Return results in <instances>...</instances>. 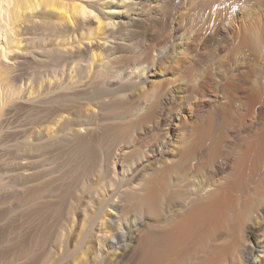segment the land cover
<instances>
[{"label": "rangeland", "instance_id": "1", "mask_svg": "<svg viewBox=\"0 0 264 264\" xmlns=\"http://www.w3.org/2000/svg\"><path fill=\"white\" fill-rule=\"evenodd\" d=\"M54 1L69 9L83 4L82 30L70 29L74 24L69 22L63 23L71 26L67 31L35 19L24 33L14 20L15 0H3L0 86L6 84L12 94L0 103V264H135L111 243L172 222L178 208L198 201L188 177L223 181L241 145L259 131L264 104L259 102L251 114L245 102L264 83V44L246 53L224 38L202 49L199 58L190 55L179 63L174 59L186 42L182 36L199 31L203 9L187 16L176 7L167 25L151 26L154 0H128L134 4L120 8L127 22L105 42L98 19H104L101 12H109L108 2L114 0ZM237 12L254 22L264 14V0H247ZM136 17L146 24L134 23ZM60 40L70 42L63 47ZM4 41L11 42L9 47ZM72 44L79 50L68 47ZM223 103L229 105L225 115L230 122L217 158L206 160V153L178 157L193 137L194 124L216 118L215 106ZM238 118L246 123L238 124ZM165 159L174 165L157 210L136 218L139 189ZM261 191L252 193L241 229L246 244L255 246L254 254L242 255L239 245L222 264H264ZM119 200L125 209L112 219ZM102 221L104 233L99 231ZM102 246L105 252L98 253ZM195 257L178 264H198Z\"/></svg>", "mask_w": 264, "mask_h": 264}, {"label": "bare ground", "instance_id": "2", "mask_svg": "<svg viewBox=\"0 0 264 264\" xmlns=\"http://www.w3.org/2000/svg\"><path fill=\"white\" fill-rule=\"evenodd\" d=\"M154 2V6H157V8H152V10L148 13L150 19L148 20L151 22V26L152 24L161 27L167 25L171 16L170 10L176 7L185 9V14L187 16H191L194 10L201 12L202 9L204 10L202 14H200L201 25L199 31L192 35L190 33L182 36L186 42L180 46L181 50L179 49L180 51H178V54L175 53V62H188V60L191 59L189 57L190 55H192V57L199 58V56L202 55V49L208 48L209 46H215V44L224 38H227L231 42L234 49L239 48L246 53L258 52L260 47L264 44V14H259L254 22L247 23L243 19L242 15L237 12L239 9H242V6L246 4L247 0H154ZM104 4L107 5L106 3ZM128 4L130 5L134 3H128V0L109 1V12L107 13L101 12V8H98L99 6H95L98 9V12L103 14L104 19L102 18L103 20L101 21L99 18L98 25L105 28V34H102L101 36V38H104L105 42H107L108 39H110V37L127 22V16L121 13L120 8L122 5ZM69 5L70 4L67 6ZM84 9L86 8H84L81 3L72 4L69 9L66 8L64 2L62 4L58 3L56 6V2L54 0H15V8L13 12L14 20H18V24L25 33L29 30L28 28H30V25L35 21V19L41 23L42 21L50 20L54 23V25L59 27H57L58 29H65L66 26H64L63 23L69 22L73 23L74 26H70L71 28L67 26L68 29L77 30L81 28L82 30V27H84V24L86 23L84 22L83 17L79 18L78 16L84 15ZM3 10H5L3 0H0V33L2 34L4 32L2 27L5 26L6 23L3 20ZM55 11L58 12V15ZM138 18L140 19V17ZM139 19L136 17V19L131 20H133L134 23H138L142 21H139ZM134 23L131 24L134 25ZM129 25L130 24L127 26ZM67 28L66 30L69 31ZM82 37L84 36H81V38ZM67 41L60 44L63 47H67L66 44L70 42ZM3 43L6 47H9V43L11 44V42L7 44L5 41ZM70 46L68 47L71 49L74 48L76 51L80 48L73 44ZM0 49H2L1 44ZM59 49H61V46ZM0 53H2V50ZM92 54L93 57H95L94 52ZM1 80L2 79L0 78V81ZM262 84L260 87L258 86L259 88L253 89V91L248 94V100L245 102L247 110H252L254 106L257 104L259 105V102L260 104H264V83ZM257 85L255 87H257ZM5 86L6 84L0 86V103H3V101L12 94L11 90L9 91V89ZM228 106L226 103L216 105V118H206L205 120L194 124L192 128L190 127L192 129L191 133L193 137L189 140V142L187 141L188 144L185 147H180L182 150L179 148L181 152H178V157H185L188 160L195 157L197 154L206 153V160H210L215 157L217 158L225 138L226 130H224V127H226L225 124L228 122L225 114H229V112L226 113L228 111ZM252 113L253 112L251 111V114ZM213 119H216L217 121L212 122ZM245 120L244 118L236 119L237 123L240 125L243 124V121L246 123ZM229 122L227 125H229ZM238 124L236 126H238ZM261 124L262 125L259 128V131H254L250 137L246 136L248 138L239 148V155L230 164L231 171L226 179L218 182H208L203 179H197L195 175H190L188 177V183L194 187V197L198 200L197 202H193L191 205H182V207L176 210L175 219L165 226L160 225L162 228L159 226V230H142L135 235L127 237L124 236L121 242H112V247L123 249L125 251L124 253L129 254L134 258L135 264H178L191 256H196L195 258L198 260V264H222L223 262L229 260L231 255H234V252H236L239 245L243 246L242 255L254 254L255 246L250 243L249 245L246 244L247 240L241 229L242 222L244 221V212L248 209L252 193H259L264 188V122ZM83 154L87 158L91 156L88 150H84ZM175 159L176 161H174V164L177 162V158ZM164 162L162 166L160 165V162L159 168H157L158 166H155L157 169L153 171L150 177H147L148 179L146 182H143V186L139 183L140 188L142 186V188L139 189L141 190V205L139 204L140 206H138L136 213L134 214L136 218L142 219L146 212L153 213L155 209L157 210L156 205L159 201L158 199L164 195L163 193H165V183H167L165 182L167 176L166 174L171 169L172 165L167 164L166 159ZM137 188L134 187L132 189L137 190ZM137 195L139 196V194ZM120 200L119 203L114 204V208L117 210V215L112 217V219L120 218L121 216L124 203L122 204V201L120 202ZM156 213L157 212L155 211V214ZM112 222L113 220L111 221V224ZM99 226V231L104 233L101 228L103 226V221ZM98 251V253L105 252L103 246L102 248L99 247Z\"/></svg>", "mask_w": 264, "mask_h": 264}]
</instances>
